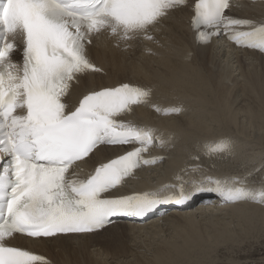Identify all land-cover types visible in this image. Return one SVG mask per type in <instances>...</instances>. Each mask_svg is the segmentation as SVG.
Here are the masks:
<instances>
[{
    "label": "snow or ice",
    "instance_id": "obj_1",
    "mask_svg": "<svg viewBox=\"0 0 264 264\" xmlns=\"http://www.w3.org/2000/svg\"><path fill=\"white\" fill-rule=\"evenodd\" d=\"M186 0H0V264H49L45 257L6 241L16 234L34 239L103 229L117 215L144 217L162 204L183 205L197 193L225 202L264 203V191L247 188L245 178L206 177L186 189L165 186L118 197L146 158L165 141L151 127L123 119L134 106L168 116L177 106L151 102L152 90L131 83L73 91L92 73L87 46L104 35L116 46L152 40L151 29ZM230 0H194L192 27L198 43L223 30L237 46L264 51V23L226 14ZM248 29V30H243ZM23 43L22 64L12 54ZM101 145H132L99 163L85 178L72 170ZM209 155L230 150L228 141L205 146ZM4 157H7L5 160ZM162 159V158H161ZM239 185V186H237Z\"/></svg>",
    "mask_w": 264,
    "mask_h": 264
},
{
    "label": "bare ground",
    "instance_id": "obj_2",
    "mask_svg": "<svg viewBox=\"0 0 264 264\" xmlns=\"http://www.w3.org/2000/svg\"><path fill=\"white\" fill-rule=\"evenodd\" d=\"M192 2L187 0L162 18L151 29L152 40L129 41L130 46L125 48L117 47L115 38H95L87 52L103 71L89 74L68 98L75 104L86 87L131 83L150 88L152 103L182 109L179 114L164 116L141 105L122 117L156 129L165 143L150 149L148 158H157V162L135 173L119 189L120 193L181 184L188 189L206 177L219 179L222 174L237 173L243 165L249 170L253 157L264 154V55L236 48L227 39L207 46L195 45L190 31ZM226 14L260 25L264 23V0L236 2L226 9ZM17 45L21 48L22 42L18 40ZM15 57L16 52L12 54ZM219 141H228L230 150L209 155L205 146ZM122 151L119 147H100L72 171L85 178L96 165ZM225 177L222 180L233 175ZM215 199L220 204L204 205L202 212L186 207L141 225L116 223L92 235L49 239L15 236L10 243L45 257L49 264H192L191 257L207 254L205 249L211 244H235L255 228L260 227V232L264 229L263 203L224 204L228 202L219 196ZM119 229L125 231L124 242L119 240L122 235L115 234ZM167 230L171 236L158 241L154 248L145 244V239Z\"/></svg>",
    "mask_w": 264,
    "mask_h": 264
},
{
    "label": "rangeland",
    "instance_id": "obj_3",
    "mask_svg": "<svg viewBox=\"0 0 264 264\" xmlns=\"http://www.w3.org/2000/svg\"><path fill=\"white\" fill-rule=\"evenodd\" d=\"M220 138H222V137H220ZM246 152L249 153L250 151L246 150ZM259 157L260 156H254L253 157L254 159L250 163V164H252V163L253 164L248 165L250 167L249 170L246 167V165H243L242 166L243 169H242V167H239L237 169V173L233 174V173L229 172V173H226L225 175H233V178H239L241 176L240 178L243 177L246 179V185H247L246 187L247 188L256 190L257 192L263 191V189H264V166H263L264 165V154L260 158ZM217 166L213 165V168H217ZM220 170H221V168H220ZM246 170H247L248 174L245 173ZM209 172H211V171H209ZM236 174H238V175H236ZM245 174H247L246 177H245ZM222 175L223 176L219 177L220 180H222L223 178H226L224 174H222ZM260 184H261V186H260ZM244 202L247 203L250 201H246V200L242 201V203H244ZM258 205H261V204L259 203ZM261 206L264 207V205H261ZM225 208L226 207H224L222 209H225ZM211 210L214 213H216V211L214 209H211ZM199 212H202V211H199ZM164 224L166 225V223H164ZM259 228L260 227L255 228L251 232V235L246 234V236H244L241 240L237 239L238 241L235 242V244L232 242H231V244H225L223 246L222 245L220 246L218 244H216V245L211 244V246H213V245L214 246L213 247L210 246V248H208L207 251L205 249V252H207V254L206 253L203 255L197 254V255H193L191 257V259L193 260V261L191 260L192 264H264V231H263L264 229H262L260 232ZM168 232H171V231L167 230V231H165V233H159V235L157 234L158 235L157 237H153V238L151 237V239L148 241H147V239H145L144 242H145V244H148L149 247L154 248L155 247L154 244L157 245L159 243L158 241H162V239L163 240L168 239L171 236V233H168ZM115 234L122 235V237H119V240L121 238V241H123V242L125 241L124 229H119V231L115 232ZM120 235H118V236H120ZM239 241H240V243H239ZM211 242H212V240L210 241V243ZM150 244H151V246H150ZM212 248H214V249H212ZM208 251H209V254H208ZM210 254H212V255L210 256ZM205 255H207V257ZM203 256H205L206 259ZM196 257H198V258L196 259ZM207 258H209V259H207ZM200 259H201V261H200Z\"/></svg>",
    "mask_w": 264,
    "mask_h": 264
}]
</instances>
